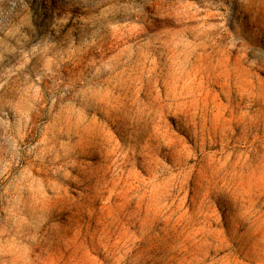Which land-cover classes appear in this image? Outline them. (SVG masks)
<instances>
[{
  "label": "rangeland",
  "instance_id": "obj_1",
  "mask_svg": "<svg viewBox=\"0 0 264 264\" xmlns=\"http://www.w3.org/2000/svg\"><path fill=\"white\" fill-rule=\"evenodd\" d=\"M0 264H264V0H0Z\"/></svg>",
  "mask_w": 264,
  "mask_h": 264
}]
</instances>
